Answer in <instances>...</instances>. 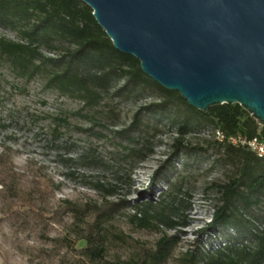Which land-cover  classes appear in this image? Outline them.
Segmentation results:
<instances>
[{
    "label": "trees",
    "instance_id": "16d2710c",
    "mask_svg": "<svg viewBox=\"0 0 264 264\" xmlns=\"http://www.w3.org/2000/svg\"><path fill=\"white\" fill-rule=\"evenodd\" d=\"M4 30L13 31L14 37L2 34ZM0 67L18 83L40 80L44 89L79 103L71 115L86 126L74 128L89 142L81 144L65 136L62 128L70 125V114L52 118L50 142L55 158L64 165L110 172L114 184L89 183L105 196L131 186V175L154 153L163 128L175 134L171 152L154 170L149 183L150 188L165 184L157 199H105L93 207L66 201L56 211L71 214L84 243L79 255L89 264L104 261L109 228L123 215L137 227L163 233L153 247H143L136 256L112 264H166L180 237L167 234L165 229L186 224L190 209L187 198L191 197L188 189L182 192L185 196L178 194L181 189L172 174L177 160L184 156L180 175L189 165V156L203 149L190 146L187 135L206 128L223 135L224 139L215 140L217 150L236 167L226 180L210 183L211 218L198 231L199 235L208 234L210 245L198 238L194 248L179 257L178 264H264V157L226 141L235 134L264 137V126L239 104L222 103L205 112L192 107L178 92L144 73L138 59L116 49L92 9L81 0H0ZM121 104L136 109L129 123L110 129L119 120L117 108ZM92 139L101 143L103 151ZM15 175L10 158L0 151V187L12 197L21 194ZM26 206L32 207L29 201ZM212 233L217 234L215 240Z\"/></svg>",
    "mask_w": 264,
    "mask_h": 264
},
{
    "label": "rangeland",
    "instance_id": "374dc122",
    "mask_svg": "<svg viewBox=\"0 0 264 264\" xmlns=\"http://www.w3.org/2000/svg\"><path fill=\"white\" fill-rule=\"evenodd\" d=\"M13 38L10 30L2 31ZM24 86V88H22ZM147 98L146 101H149ZM79 103L56 92L44 89L40 80H31L26 85L18 83L14 76L0 67V151L10 158L16 172L20 196L12 197L0 187V264H89L81 258L79 249L84 245L73 226L69 212L56 213L66 201L80 206H100L105 199L128 200L157 199L165 184L150 188L152 173L171 152V140L175 134L167 127L159 134L154 153L140 163L131 175V186L119 188L113 196H105L90 186V181L99 180L114 184L110 172L86 170L80 166L59 162L55 148L50 142L52 118L70 114ZM136 106L121 104L119 120L110 129L129 123ZM35 122V123H34ZM70 125L62 128L65 136L88 143L83 132L74 126L86 124L76 116L69 118ZM190 146L202 147L197 154L189 156L188 167L180 172L184 156L177 160L173 180H178L181 193L188 189L190 209L186 224L174 229H165L167 234L177 233L180 240L166 264H178L179 257L194 248L197 239L206 240V233L198 231L210 220L212 213V181H224L235 170L222 150H217V132L206 128L187 135ZM103 151L101 143L90 140ZM218 159V161H217ZM178 178V179H177ZM206 188V190H205ZM176 190V189H175ZM143 191L141 197L139 193ZM30 202L32 207L26 206ZM105 259L100 264H112L134 257L143 247H153L163 232L135 226L124 215L118 216L109 228ZM216 233L210 234L215 240Z\"/></svg>",
    "mask_w": 264,
    "mask_h": 264
},
{
    "label": "water",
    "instance_id": "95a60500",
    "mask_svg": "<svg viewBox=\"0 0 264 264\" xmlns=\"http://www.w3.org/2000/svg\"><path fill=\"white\" fill-rule=\"evenodd\" d=\"M119 51L192 107L264 126V0H81Z\"/></svg>",
    "mask_w": 264,
    "mask_h": 264
},
{
    "label": "built area",
    "instance_id": "2783aa9c",
    "mask_svg": "<svg viewBox=\"0 0 264 264\" xmlns=\"http://www.w3.org/2000/svg\"><path fill=\"white\" fill-rule=\"evenodd\" d=\"M217 138L219 140L224 139L220 132H217ZM226 141L234 145H242L251 150L258 157H264V137L256 136L253 138H247L241 134L230 135L226 137Z\"/></svg>",
    "mask_w": 264,
    "mask_h": 264
}]
</instances>
